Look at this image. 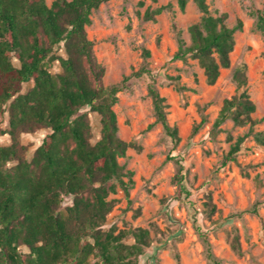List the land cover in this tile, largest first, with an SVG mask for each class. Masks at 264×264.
<instances>
[{
	"label": "rangeland",
	"instance_id": "1",
	"mask_svg": "<svg viewBox=\"0 0 264 264\" xmlns=\"http://www.w3.org/2000/svg\"><path fill=\"white\" fill-rule=\"evenodd\" d=\"M207 1L213 15L228 14L229 26L243 21L230 66L221 69L214 84L207 83L196 58H175L179 38L190 45V27L203 14L193 0L183 11L177 0H109L92 10L86 26L105 68L104 84L120 88L113 109L118 135L129 147L119 162L133 171L134 180L128 196L120 188L110 195L117 201L105 227L150 231L151 245L140 264H214L209 251L222 264H264V144L255 138L257 132L264 136V30L256 25L258 15H264V0ZM63 45L59 55H64ZM243 65L247 84L239 86L234 73ZM50 70L59 71V62ZM32 85L25 84L22 92ZM150 86L166 98L167 119L179 130L178 142L156 123ZM243 90L256 105L252 115L258 123L251 129L227 119L216 126L225 100ZM85 111L94 144L101 137V115ZM0 126L8 127L6 114H0ZM47 132L42 128L20 136L27 158ZM239 136L245 139L236 160L224 163ZM1 142L9 143L10 136H1ZM180 179L188 194L180 192ZM208 203L217 206L212 214ZM71 204L68 197L65 205ZM237 238L240 251L233 248Z\"/></svg>",
	"mask_w": 264,
	"mask_h": 264
},
{
	"label": "trees",
	"instance_id": "2",
	"mask_svg": "<svg viewBox=\"0 0 264 264\" xmlns=\"http://www.w3.org/2000/svg\"><path fill=\"white\" fill-rule=\"evenodd\" d=\"M107 1L0 0V114L7 115L8 125L0 126V264H140L151 245L147 228L105 227L117 201L110 195L120 188L128 196L134 184L133 171L119 162L129 147L118 135L113 109L120 88L104 84L105 68L86 31L92 10ZM177 1L185 10L189 0ZM193 1L203 14L190 27L191 44L179 38L175 58H196L207 83L214 84L221 69L230 66L243 21L231 27L227 13L213 15L207 0ZM256 25L264 30L263 14ZM62 43L64 55H59ZM54 61L59 71L53 73ZM234 78L239 86L247 84L246 65ZM29 82L32 87L22 92ZM149 92L156 123L178 142L179 130L167 119L166 98L153 86ZM87 108L101 115V137L94 144ZM255 111L243 90L225 100L215 125L232 119L252 129L258 123ZM42 128L48 132L29 159L20 136ZM5 134L10 136L7 144L1 142ZM255 138L264 144L262 132ZM244 139L237 137L224 163L236 160ZM178 184L188 194L181 179ZM68 197L71 205H65ZM207 205L210 214L216 211V204ZM233 248L240 251L238 238ZM208 257L222 264L211 251Z\"/></svg>",
	"mask_w": 264,
	"mask_h": 264
}]
</instances>
